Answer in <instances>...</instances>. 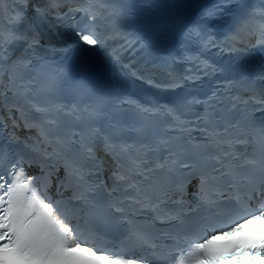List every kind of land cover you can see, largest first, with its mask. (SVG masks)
<instances>
[{
  "label": "snow or ice",
  "instance_id": "snow-or-ice-1",
  "mask_svg": "<svg viewBox=\"0 0 264 264\" xmlns=\"http://www.w3.org/2000/svg\"><path fill=\"white\" fill-rule=\"evenodd\" d=\"M69 3L81 6L60 10ZM111 3L112 0H0V17L5 4L10 5L7 23L0 21V108H7L10 116L15 110L20 114L18 118L25 121L24 126L38 128L40 136L36 145H25L32 156L18 155L11 159V154L0 146V264H149L146 256L124 258L85 238L84 230L94 233L102 214V208L89 199V194L102 191L118 201L111 206L122 216L125 209L120 205L126 201L129 206H135L136 212L151 213L153 222L183 224L181 214L164 207L169 201L183 205V199L173 201L168 192L153 199L149 191L158 187L157 173H166L169 179L175 175L178 162L173 159L175 154L169 144L177 137L191 145L182 149L185 155L201 160L199 166L192 161L180 164L188 171L177 190L183 195L186 185L195 180L197 196L196 207L184 211L183 215L204 209L213 216H221L229 203L243 211L210 232L205 230L203 237H185L187 248L169 253L173 264H264V124L259 126V137L254 135L257 127L254 123L245 135H230V130L238 124L219 109L218 104L223 100L217 92L205 98L185 96L169 104L156 102L150 106L123 99L122 103L129 106L128 111L162 114L169 123L160 129L154 143L142 139L132 143L119 140L116 137L118 117L125 110L118 105L110 107L106 102L115 94V89L106 90L108 69L104 63H84L58 71L56 79L47 85L49 92L66 85L73 94L96 96L95 103L80 107L33 102L36 78H29L28 73L32 71L38 50L44 47L36 29L46 24L49 17L60 23L76 22L75 14L80 13L85 23L71 29L76 40L69 47L103 50L105 57H110L115 64L119 57L106 48V38L96 27L98 20L106 19L107 13L103 10ZM120 7L121 16L133 30L136 41L141 46L153 47L151 33L159 28L152 16L162 7L159 0H142L139 5L121 4ZM229 14L234 17L235 26L226 35L232 41L228 51L247 50L249 45L244 43L243 36L257 38L253 47L264 46V3L258 8L248 0H219L190 21L181 16L164 27L172 39L178 36L185 45L224 51L208 22ZM237 37H241L243 48L236 46ZM17 49H21L19 54ZM47 51H67V48L49 44ZM198 71L204 75L239 73L240 83L252 94L247 98L235 94L227 97L228 113L232 117L247 122L251 112H264V58L247 64L237 58L229 65L215 67L205 62ZM197 78V75H187L166 81L162 86L176 90ZM257 82L262 85L258 92L253 90ZM225 87L231 91L232 82ZM21 99L31 112L40 114L38 121L30 122ZM197 107L202 111L189 119L187 110ZM16 120L12 116L13 126H18ZM62 123L66 126L61 130ZM193 125L203 133V144L191 143ZM134 131L137 136H144L149 129L142 126ZM238 145L244 146L243 150ZM161 148L169 151L167 159L151 155ZM100 151L114 161L108 177L111 185L104 179L108 165L98 155ZM33 164L40 166L43 176L28 174L26 166L30 168ZM61 169L63 177H57L58 191L61 194L71 191L67 201L54 200L47 191L51 175ZM253 200L257 201L255 208L250 206ZM129 241L133 247L151 249L156 254L158 245L144 233L132 232Z\"/></svg>",
  "mask_w": 264,
  "mask_h": 264
}]
</instances>
